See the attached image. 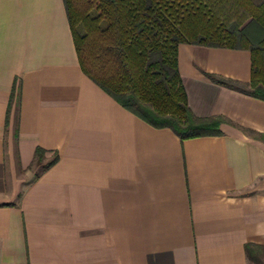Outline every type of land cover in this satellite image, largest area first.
Wrapping results in <instances>:
<instances>
[{
	"label": "crops",
	"instance_id": "crops-1",
	"mask_svg": "<svg viewBox=\"0 0 264 264\" xmlns=\"http://www.w3.org/2000/svg\"><path fill=\"white\" fill-rule=\"evenodd\" d=\"M178 66L192 112L231 122L220 135L182 140L108 95L63 0H0V264L260 263L246 245L264 246L249 132L264 134V101L211 77L248 84L251 53L181 44Z\"/></svg>",
	"mask_w": 264,
	"mask_h": 264
},
{
	"label": "trees",
	"instance_id": "trees-1",
	"mask_svg": "<svg viewBox=\"0 0 264 264\" xmlns=\"http://www.w3.org/2000/svg\"><path fill=\"white\" fill-rule=\"evenodd\" d=\"M63 1L84 74L155 128H169L184 140L220 135V125L230 122L221 116L200 118L190 109L178 66L181 44L249 50L248 84L211 77L264 101V0ZM16 93L17 87L9 113L18 103ZM249 132L264 142V134ZM44 154L37 148L36 162ZM56 161L57 157L42 168ZM246 252L251 261L259 262L264 246L247 244Z\"/></svg>",
	"mask_w": 264,
	"mask_h": 264
},
{
	"label": "rangeland",
	"instance_id": "rangeland-1",
	"mask_svg": "<svg viewBox=\"0 0 264 264\" xmlns=\"http://www.w3.org/2000/svg\"><path fill=\"white\" fill-rule=\"evenodd\" d=\"M257 3H260V2H262L263 0H255ZM77 30H78V32L79 33H82L84 30H83V28H82V26L81 25H79L78 27H77ZM34 169H36L37 170V172H39L40 170H41V168L40 167H35ZM259 264H264V252H260L259 253Z\"/></svg>",
	"mask_w": 264,
	"mask_h": 264
}]
</instances>
